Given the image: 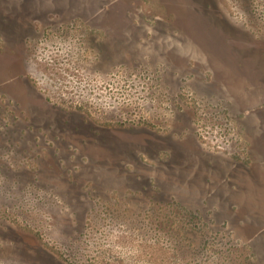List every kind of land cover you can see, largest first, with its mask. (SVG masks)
Listing matches in <instances>:
<instances>
[{
  "label": "rangeland",
  "instance_id": "374dc122",
  "mask_svg": "<svg viewBox=\"0 0 264 264\" xmlns=\"http://www.w3.org/2000/svg\"><path fill=\"white\" fill-rule=\"evenodd\" d=\"M0 264H264V0H0Z\"/></svg>",
  "mask_w": 264,
  "mask_h": 264
}]
</instances>
